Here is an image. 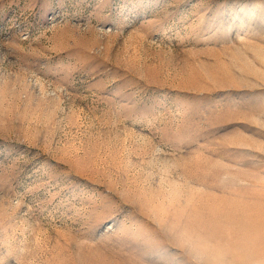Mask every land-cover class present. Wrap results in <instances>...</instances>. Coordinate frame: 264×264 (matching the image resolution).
<instances>
[{
	"label": "rangeland",
	"instance_id": "rangeland-1",
	"mask_svg": "<svg viewBox=\"0 0 264 264\" xmlns=\"http://www.w3.org/2000/svg\"><path fill=\"white\" fill-rule=\"evenodd\" d=\"M216 252L264 264V0H0V264Z\"/></svg>",
	"mask_w": 264,
	"mask_h": 264
},
{
	"label": "bare ground",
	"instance_id": "bare-ground-1",
	"mask_svg": "<svg viewBox=\"0 0 264 264\" xmlns=\"http://www.w3.org/2000/svg\"><path fill=\"white\" fill-rule=\"evenodd\" d=\"M201 244V246H203V247H206V244L207 243H200ZM199 245V244H198ZM262 250V248L261 247H259V251H258V253H260V251ZM225 252V251H224ZM224 252H216L217 254L215 255V256H217V258H218V263L219 264H239V262H237V261H235V260H231V259H228V260H225L222 256H220V254H223L225 257H226V253H224ZM201 255H203L202 253H200ZM214 256V257H215ZM244 264H245V260H244Z\"/></svg>",
	"mask_w": 264,
	"mask_h": 264
}]
</instances>
